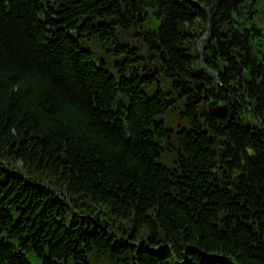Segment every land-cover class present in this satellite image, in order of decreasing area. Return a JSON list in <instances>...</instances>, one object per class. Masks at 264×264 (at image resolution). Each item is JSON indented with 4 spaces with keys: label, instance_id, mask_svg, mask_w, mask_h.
I'll use <instances>...</instances> for the list:
<instances>
[{
    "label": "trees",
    "instance_id": "16d2710c",
    "mask_svg": "<svg viewBox=\"0 0 264 264\" xmlns=\"http://www.w3.org/2000/svg\"><path fill=\"white\" fill-rule=\"evenodd\" d=\"M43 1L0 0V264H264V0Z\"/></svg>",
    "mask_w": 264,
    "mask_h": 264
},
{
    "label": "water",
    "instance_id": "95a60500",
    "mask_svg": "<svg viewBox=\"0 0 264 264\" xmlns=\"http://www.w3.org/2000/svg\"><path fill=\"white\" fill-rule=\"evenodd\" d=\"M204 10L206 11V13L208 14V29H207V32H206V34H205V36H204V38L205 37H207L209 34H210V32H211V16H210V12H209V10L208 9H206V8H204ZM203 40L204 39H202L201 41H200V44L203 42ZM200 45H198V47H199ZM201 57H202V64L204 65V58H203V54L201 53ZM212 74H214V73H212ZM215 76H218V75H216L215 74Z\"/></svg>",
    "mask_w": 264,
    "mask_h": 264
},
{
    "label": "rangeland",
    "instance_id": "374dc122",
    "mask_svg": "<svg viewBox=\"0 0 264 264\" xmlns=\"http://www.w3.org/2000/svg\"><path fill=\"white\" fill-rule=\"evenodd\" d=\"M173 112H174V111L169 112L164 118H165L166 120H169V118H170V116L172 115ZM163 158H164V157H163ZM163 158L160 159V162H162V159H163ZM163 162H164L165 165H169V164H170L169 161H167L166 159H164Z\"/></svg>",
    "mask_w": 264,
    "mask_h": 264
},
{
    "label": "bare ground",
    "instance_id": "6f19581e",
    "mask_svg": "<svg viewBox=\"0 0 264 264\" xmlns=\"http://www.w3.org/2000/svg\"><path fill=\"white\" fill-rule=\"evenodd\" d=\"M202 40V38L200 39V41ZM200 41L198 42V45L202 46V44H200ZM219 86H224V84L221 82L219 83ZM251 128V127H250ZM253 130V128H251Z\"/></svg>",
    "mask_w": 264,
    "mask_h": 264
}]
</instances>
